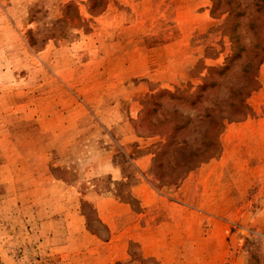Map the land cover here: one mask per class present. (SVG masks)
<instances>
[{
    "label": "rangeland",
    "instance_id": "obj_1",
    "mask_svg": "<svg viewBox=\"0 0 264 264\" xmlns=\"http://www.w3.org/2000/svg\"><path fill=\"white\" fill-rule=\"evenodd\" d=\"M242 1L249 4L240 18L246 50L226 75H215L219 84L197 107L163 98L156 100L161 106L145 108L146 95L193 92L203 84L205 67L225 64L231 42L221 29L225 16H212V0H107L99 13L90 0H0V264L112 263L101 243L111 232L97 211L98 195L108 202L114 192L141 207L134 195L144 181L132 159L154 154L166 140L141 125L143 117L145 125L164 131L168 120L181 116L195 123L203 106L229 108L232 88L247 82L245 65L256 59L247 22L258 12L252 0ZM254 93L245 99L250 115ZM234 122L219 131L216 158ZM185 136L196 149L203 130L192 126ZM154 159L147 180L182 198V183ZM111 163L121 165L127 179L113 182ZM257 190L226 207L220 200L191 199L206 214L187 241L196 245L175 249L170 257L180 260L174 264H264V194ZM208 211L215 215L209 218ZM221 225L224 248L204 246L209 228ZM123 252L117 248L118 256ZM128 253L116 264H156L141 259L138 242Z\"/></svg>",
    "mask_w": 264,
    "mask_h": 264
},
{
    "label": "crops",
    "instance_id": "obj_2",
    "mask_svg": "<svg viewBox=\"0 0 264 264\" xmlns=\"http://www.w3.org/2000/svg\"><path fill=\"white\" fill-rule=\"evenodd\" d=\"M260 86L254 91L253 113L249 118L234 122V126L228 128L223 153L219 158H212L203 162L196 170H191L182 183L179 190L184 191L183 197L174 196L166 192L165 188H157L147 180V173L152 165L153 153H144L132 162L143 178L144 184L137 188L141 193H135V198L141 207L136 209L130 200L118 196L112 192L108 202L103 196L98 195L97 211L101 219L107 222L111 236L101 240L103 248H108V256L113 258L111 264L127 260L131 242H138L144 257L155 258L159 264H174L180 259L170 257L174 250L183 244L185 248L196 245L191 242L193 232H199L198 218L206 212L197 208L190 200L203 198L220 200V206L226 207V201L244 199L243 194L257 190L258 194H264V63L260 66ZM247 118V119H246ZM209 168L211 169L209 171ZM209 172H208V171ZM192 172L194 175H192ZM205 172L206 176L201 174ZM108 173L113 182L127 179L123 167L111 163ZM195 175H201L203 180ZM185 196V197H184ZM207 215L212 217V212ZM119 219L123 221L122 226ZM221 223L220 221H216ZM209 235L204 239V246L212 248L218 246L224 248L226 232L222 225L219 228H209ZM92 236H97L92 234ZM121 238H125L121 239ZM216 240L213 244L212 241ZM100 241V240H99ZM189 241V242H187ZM207 242V243H206ZM123 247V255L117 254V248ZM213 258L218 253L210 250ZM226 256V253L224 254ZM224 259L223 255L219 256ZM212 256L205 257L208 263L213 262ZM216 259V258H215Z\"/></svg>",
    "mask_w": 264,
    "mask_h": 264
},
{
    "label": "trees",
    "instance_id": "obj_3",
    "mask_svg": "<svg viewBox=\"0 0 264 264\" xmlns=\"http://www.w3.org/2000/svg\"><path fill=\"white\" fill-rule=\"evenodd\" d=\"M212 2V16L216 18H223L225 16L221 24V29L230 38L231 42V52L227 55L225 64L222 66L205 67L208 73L203 77V84L198 85L193 92H189L188 90L171 91L162 89L154 94L146 95L145 108L146 106L150 108L153 105L154 107L161 106L162 102H156V100L158 101L163 98L170 99L171 101H177L182 98L187 101V104L192 107H197L204 96L207 95V91L219 84L218 78L215 75H226L231 70L233 63L243 56L246 46L241 41L243 35L240 32L242 28V20L240 18L248 14L247 6L249 4L245 5L242 0H212ZM252 2L256 6L258 15H252L250 17V20L247 22V27L256 38L253 45L256 59L250 60L245 65L244 73H248L247 82L240 89L232 88L234 98L229 101V108H224L218 102V104L213 103V105L203 106L195 123V119L192 117L181 116V118H175L173 121L168 120L171 125L164 131H160L154 123L145 125L147 124L146 117H143L140 122L147 130L157 131L159 134L165 135V142L157 144L154 160L155 164L161 169L171 168L170 176L172 181L179 179L180 182L189 171L195 169L201 163L215 158L221 147L219 131L225 126L227 121H239L235 119L238 115H248V107L245 99L259 88V68L264 63V0H252ZM106 3L107 0H90L91 11L93 13L103 11ZM68 5L70 6L71 3ZM253 66H255L254 69H252ZM192 126L202 128L203 130V136L201 139H198L197 144L196 140H194V143L197 145L196 149L192 147V142L185 136V132L191 129ZM188 153L189 158H186L185 154ZM200 156L201 158H199ZM193 160L195 161L192 162ZM183 167H186V171L188 172L184 177L179 178L176 174L178 173V169ZM162 176L160 175L161 178ZM141 256V259L144 261L152 260L158 264L155 258L144 257L143 254ZM253 256H255L254 253Z\"/></svg>",
    "mask_w": 264,
    "mask_h": 264
}]
</instances>
